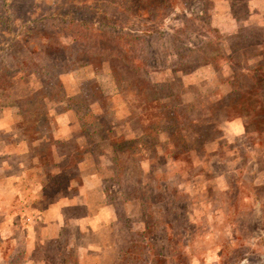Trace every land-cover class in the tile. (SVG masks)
Wrapping results in <instances>:
<instances>
[{
	"label": "rangeland",
	"instance_id": "obj_1",
	"mask_svg": "<svg viewBox=\"0 0 264 264\" xmlns=\"http://www.w3.org/2000/svg\"><path fill=\"white\" fill-rule=\"evenodd\" d=\"M247 4L0 0V104L31 135L62 93L57 75L74 76L69 105L94 133L87 150L105 152L115 218L29 258L11 232L0 264H264V31L245 25ZM221 12L236 34L217 29ZM203 70L217 75L189 83ZM235 119L244 132L231 137Z\"/></svg>",
	"mask_w": 264,
	"mask_h": 264
},
{
	"label": "crops",
	"instance_id": "obj_2",
	"mask_svg": "<svg viewBox=\"0 0 264 264\" xmlns=\"http://www.w3.org/2000/svg\"><path fill=\"white\" fill-rule=\"evenodd\" d=\"M247 7L249 20L245 25L264 31V0H248ZM227 14L219 13L217 29L236 34L239 22L231 13L228 19ZM195 75L196 81L189 83L213 78L217 73L203 70ZM72 79V75H57L62 93L42 106V124L34 122L31 135L17 105L0 104V239L15 244L11 232L19 231L27 258L35 251L38 254L37 248L60 240L67 230L94 235L101 226L115 223L100 173L105 152L95 155L88 151L94 133H79L83 121L69 105V99L78 92L76 84L70 85ZM242 125L235 119L223 122L222 127L232 137L244 132ZM76 209L79 215L73 213ZM100 234L102 238L106 235ZM87 235L80 263H88L83 259L92 243ZM2 259L0 252V263Z\"/></svg>",
	"mask_w": 264,
	"mask_h": 264
},
{
	"label": "trees",
	"instance_id": "obj_3",
	"mask_svg": "<svg viewBox=\"0 0 264 264\" xmlns=\"http://www.w3.org/2000/svg\"><path fill=\"white\" fill-rule=\"evenodd\" d=\"M79 25H81V24L79 23Z\"/></svg>",
	"mask_w": 264,
	"mask_h": 264
}]
</instances>
